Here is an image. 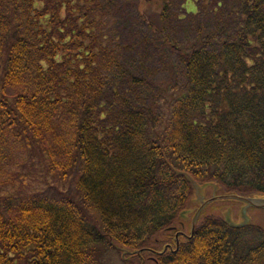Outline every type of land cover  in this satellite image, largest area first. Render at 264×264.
Masks as SVG:
<instances>
[{
	"label": "trees",
	"instance_id": "1",
	"mask_svg": "<svg viewBox=\"0 0 264 264\" xmlns=\"http://www.w3.org/2000/svg\"><path fill=\"white\" fill-rule=\"evenodd\" d=\"M214 1L222 29L179 50L184 79L157 129L153 105L129 95L149 81L127 53L142 39H122L136 20L127 0H0V264H264L262 227L204 210L174 250L194 203L183 172L264 196V0ZM156 3L143 0L140 22L163 33ZM9 137L28 146L41 189L10 170Z\"/></svg>",
	"mask_w": 264,
	"mask_h": 264
},
{
	"label": "rangeland",
	"instance_id": "2",
	"mask_svg": "<svg viewBox=\"0 0 264 264\" xmlns=\"http://www.w3.org/2000/svg\"><path fill=\"white\" fill-rule=\"evenodd\" d=\"M147 1H149L148 6H151L150 9L152 11L157 10L158 3H156V0ZM142 2L143 0H127V3L124 2L122 4V9L130 15H134L136 19L125 26V32L131 31V37L122 36V39L125 41L131 38L142 39L140 49L129 47L127 53L130 54L134 62L139 60L144 63L147 69L146 78L149 81V85L135 88L129 95L136 103L135 105H153L155 125L157 129H161L165 126L168 116L167 105L170 104V95L175 90H178V86L184 79L183 64L179 50L191 46L195 42L199 31H203L206 34L213 33L222 29V25L211 11L212 7L215 6L214 0L209 4L210 10L207 14L203 12L201 0H166L168 10L163 24L164 32L161 33L156 30L149 32L143 28V24L140 22L142 19L140 18V13H138V8H140ZM211 45L212 43L206 44L207 47H211ZM179 132L174 125L169 126L165 134L166 141L178 140ZM5 147L10 154V170L12 173L15 171L20 172L22 181L24 180V187H22L26 191L41 189L44 186L41 174L39 172L33 173L32 170L29 171L28 146L21 140L17 141L9 137L6 140ZM4 176L5 178L8 177L9 173L6 171ZM16 181V185L20 186V182L17 179ZM8 188H11L9 183ZM202 193L206 200L211 198L213 193L215 196H222L233 192L224 193L217 185L207 184L203 186ZM249 197L263 198L257 194L249 195ZM194 202L196 203H191L190 209L186 210L185 216L181 217V221H178V227H176L178 228V234L189 233L192 219L199 207V203L197 201ZM227 212L233 222L236 223L243 221L242 214L245 212L250 223L264 229V207H247L244 201L226 198H219L215 202H209L204 207L205 215L221 214L224 216ZM119 259L117 258L115 264H122Z\"/></svg>",
	"mask_w": 264,
	"mask_h": 264
},
{
	"label": "water",
	"instance_id": "3",
	"mask_svg": "<svg viewBox=\"0 0 264 264\" xmlns=\"http://www.w3.org/2000/svg\"><path fill=\"white\" fill-rule=\"evenodd\" d=\"M183 174L186 176V178L189 180V182L192 184L194 191H195V201H197L199 203V207L197 208V211L192 219V224L190 227V235L189 238L192 237L193 235V231H194V227H195V223L197 220V217L199 216L200 212L202 211V209L209 203L212 201H215L217 199H221V198H226V199H238L240 201H244L246 203V206H257V207H264V197L263 198H253V197H249V196H241V195H237V194H225L222 196H215V194H212V197L209 199H204L202 190H203V186H200L194 179H192L187 173L183 172ZM185 214L184 212L181 214V217H183ZM244 214V215H243ZM242 216H243V221H241L240 223H233L231 218L229 217L228 213L225 215V220L226 222H228L230 225H235V226H242L245 225L247 223H249V218L247 217V215H245V212H243ZM175 239H176V248H178V233H176L175 235ZM167 247H164V250ZM122 255L125 253H131V251H128L126 249H122ZM134 252V251H133ZM137 253H139L140 251L137 250Z\"/></svg>",
	"mask_w": 264,
	"mask_h": 264
}]
</instances>
